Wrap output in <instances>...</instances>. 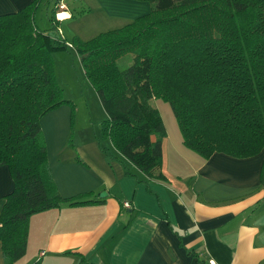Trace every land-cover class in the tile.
I'll return each mask as SVG.
<instances>
[{
  "label": "trees",
  "instance_id": "16d2710c",
  "mask_svg": "<svg viewBox=\"0 0 264 264\" xmlns=\"http://www.w3.org/2000/svg\"><path fill=\"white\" fill-rule=\"evenodd\" d=\"M41 1L0 14V165L13 181L0 211L4 264L25 255L33 214L102 201L91 192L61 196L49 169L40 120L72 102L63 98L51 67V52L66 48L54 17L59 0L44 29L33 21ZM136 1L152 5L117 28L69 42L105 113L101 148L109 141L145 177L165 181L166 131L151 105L161 99L183 146L202 160L215 152L257 154L264 146V0ZM128 52L131 63L118 69L116 59ZM263 173L264 162L261 179Z\"/></svg>",
  "mask_w": 264,
  "mask_h": 264
},
{
  "label": "crops",
  "instance_id": "0c3cea01",
  "mask_svg": "<svg viewBox=\"0 0 264 264\" xmlns=\"http://www.w3.org/2000/svg\"><path fill=\"white\" fill-rule=\"evenodd\" d=\"M30 1L0 0V14ZM56 13L58 23L69 15L65 7ZM63 106L40 120L55 186L63 197L91 192L102 201L33 214L26 253L14 264H264V146L249 157L215 152L202 160L183 146L178 127L165 129L166 180L148 179L109 141L103 150L98 130L69 140ZM12 188L8 167L0 165V211Z\"/></svg>",
  "mask_w": 264,
  "mask_h": 264
},
{
  "label": "rangeland",
  "instance_id": "374dc122",
  "mask_svg": "<svg viewBox=\"0 0 264 264\" xmlns=\"http://www.w3.org/2000/svg\"><path fill=\"white\" fill-rule=\"evenodd\" d=\"M54 0H42L33 14L36 27L44 29L49 26L48 17ZM59 3L62 7H59ZM152 4L136 0H59L57 10L67 8L66 19L58 23V30L65 40L66 48L51 52L52 74L62 91V96L72 102L65 105L72 114L73 120L69 127L71 135L77 136L81 131L97 132L99 122L104 118V112L95 90L83 76L81 66L74 50L69 45L71 36L82 40L88 39L98 32L117 28L137 15L147 12ZM56 18V15H54ZM131 54L124 53L115 61L118 69H124L131 63ZM152 105L156 106L162 118L165 129L171 133L177 129L176 121L167 102L153 99ZM70 125V123H69ZM80 136V134H79ZM77 138H74L76 140Z\"/></svg>",
  "mask_w": 264,
  "mask_h": 264
},
{
  "label": "built area",
  "instance_id": "2783aa9c",
  "mask_svg": "<svg viewBox=\"0 0 264 264\" xmlns=\"http://www.w3.org/2000/svg\"><path fill=\"white\" fill-rule=\"evenodd\" d=\"M59 7H62V4L59 3ZM122 206L124 208H129L130 207V203L128 201H123Z\"/></svg>",
  "mask_w": 264,
  "mask_h": 264
},
{
  "label": "bare ground",
  "instance_id": "6f19581e",
  "mask_svg": "<svg viewBox=\"0 0 264 264\" xmlns=\"http://www.w3.org/2000/svg\"><path fill=\"white\" fill-rule=\"evenodd\" d=\"M56 14H57V13H56ZM56 14H55V15H56ZM64 15H65V13H63V12H59V13L57 14V16L60 17V18L63 17Z\"/></svg>",
  "mask_w": 264,
  "mask_h": 264
},
{
  "label": "water",
  "instance_id": "95a60500",
  "mask_svg": "<svg viewBox=\"0 0 264 264\" xmlns=\"http://www.w3.org/2000/svg\"><path fill=\"white\" fill-rule=\"evenodd\" d=\"M105 195H106V193L103 192V193L100 194V197H103V196H105Z\"/></svg>",
  "mask_w": 264,
  "mask_h": 264
}]
</instances>
